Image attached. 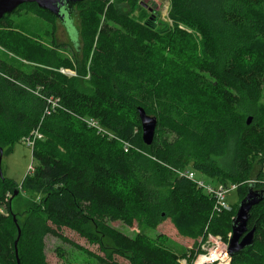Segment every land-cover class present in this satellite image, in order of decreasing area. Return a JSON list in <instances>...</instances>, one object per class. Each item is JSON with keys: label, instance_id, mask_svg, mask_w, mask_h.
Listing matches in <instances>:
<instances>
[{"label": "trees", "instance_id": "16d2710c", "mask_svg": "<svg viewBox=\"0 0 264 264\" xmlns=\"http://www.w3.org/2000/svg\"><path fill=\"white\" fill-rule=\"evenodd\" d=\"M78 4L80 29L73 21L78 37L72 42L76 48L83 43L87 84L62 71L75 65L54 50L39 43L37 50L24 53L9 45L15 31L4 27L0 32L1 47L32 63L25 69L0 53L4 154L36 130L43 135L33 146L35 170L22 183V191L35 200L32 223L42 237L70 241L61 232L69 228L98 243L103 264H120L115 255L131 264H183L182 257L192 264L194 251L180 254L163 236H131L108 219L141 229H157L170 219L181 236L195 241L208 231H232L239 204L212 216L211 197L177 173L170 181V165L236 183L241 200L253 185L264 189V0H170L174 24L202 37L194 65L164 57L155 20L120 12L114 0ZM22 10L59 19L36 3L14 13ZM12 15L0 23H11ZM140 106L158 114V127L165 130L166 137L158 138L157 127L151 145L143 141ZM247 115L253 116L250 124ZM91 119L112 135L98 133L87 124ZM209 129L207 149L192 150L190 144L200 143ZM17 185L0 175V264H18V234L9 214V193ZM248 227H256L255 242L234 254L230 264H264V198L251 209ZM38 264L51 263L40 256Z\"/></svg>", "mask_w": 264, "mask_h": 264}, {"label": "rangeland", "instance_id": "374dc122", "mask_svg": "<svg viewBox=\"0 0 264 264\" xmlns=\"http://www.w3.org/2000/svg\"><path fill=\"white\" fill-rule=\"evenodd\" d=\"M114 1L120 12L142 21L151 18L157 22V45L159 51L166 59H169L172 63L185 62L190 65H194L197 62L203 50L202 37L184 24H174L170 16V0H139L137 6L130 4L129 0ZM80 5H76L75 16L74 19L72 18L78 29H80L78 12L80 11ZM11 18V23H8L10 25L0 23V32L3 31L4 27L15 31L14 33L16 35H10L12 41H9V45L14 46L17 50L22 48L24 53H27L31 52L32 49L34 51L37 50L38 44L41 43L51 51L54 50L56 55L61 59H68L74 63L75 68H63L62 71L64 73L72 77L79 76L82 82L85 84L88 83V76L85 74L87 67L85 64L83 43L80 41L79 48L74 46L71 31L66 28L60 19L52 21L37 14L27 12V10H22L20 13H13ZM70 24H72V20H69L68 25ZM0 53L5 58L25 69H30L32 65L24 56L21 54L17 55L11 48H3L0 46ZM261 99L264 101V93ZM155 106L160 110L159 104ZM154 115L159 118L158 114ZM248 116H245V119ZM95 129L103 135H112L105 128L100 130L95 127ZM164 135L165 130L160 125L157 130V137L162 138ZM170 138L173 140L174 136L172 135ZM210 142L211 130L209 129L200 143L190 144L191 149L196 151L206 150ZM32 165H37V161L33 157V146L27 140L25 141V139L24 141H15L11 145V149L4 154L2 159L3 176L11 182L18 184L9 193V198L12 197V210L9 214L14 220L18 236L19 230L21 231V239H19L22 240V246H20L24 253V264H38L40 256H45L51 264H103L98 257L104 255L99 244L80 236L77 232L69 228H63L61 232L70 241L53 234H47L44 237L39 235L31 220V212L35 200L29 194L22 191V183L29 174ZM169 167L170 181H172L177 170L181 168L179 165H170ZM194 170L197 177L203 180L205 184H216L217 181L210 175L200 170ZM262 183V186H264V180H262ZM14 191H18V194L13 197ZM240 200L239 190H231L227 193V202L233 206L238 205ZM1 210L5 211L7 209L2 206ZM237 210L238 206H236L234 212L237 213ZM236 213L233 214L234 217ZM108 220L113 226L131 236H135L139 232H145L153 238L163 236L180 254L189 253L190 255L191 251H194V258L191 261L192 264H199L201 259L207 256L216 246L221 250L225 249L226 246H229L232 234V231H229L227 234H214L208 231L204 237L195 241L181 236L170 219L164 220L157 229L149 227L141 229L137 224L130 225L118 219ZM36 224L38 223L36 222ZM231 257H229L226 263L216 264H230ZM114 259L120 264H131L129 259L123 256L115 255ZM180 261L186 264L187 258L182 257Z\"/></svg>", "mask_w": 264, "mask_h": 264}, {"label": "water", "instance_id": "95a60500", "mask_svg": "<svg viewBox=\"0 0 264 264\" xmlns=\"http://www.w3.org/2000/svg\"><path fill=\"white\" fill-rule=\"evenodd\" d=\"M85 0H0V20L9 14H13L21 5L25 3H36L41 9L48 13L58 17L62 23L72 33V40L78 37V33L73 28L72 13L75 6ZM69 20H72V24L68 25ZM139 117L141 120L143 130V141L147 145H151L156 136V130L158 127L159 120L157 116L149 114L144 107L138 108ZM253 120V116L248 117V124ZM4 156V148L0 146V175L3 176L2 172V159ZM18 194L15 191L13 197ZM264 198V189H256L255 185L251 186L247 192V195L240 201L238 210L233 218V229L232 236L229 241L228 253L230 256L244 250L248 246H252L255 242L256 227L251 230L248 227V221L250 219V212L253 206L258 204ZM19 236L15 241L16 254L18 264H21L18 251Z\"/></svg>", "mask_w": 264, "mask_h": 264}, {"label": "built area", "instance_id": "2783aa9c", "mask_svg": "<svg viewBox=\"0 0 264 264\" xmlns=\"http://www.w3.org/2000/svg\"><path fill=\"white\" fill-rule=\"evenodd\" d=\"M88 124L93 127L99 128L100 130H103V128L100 127L98 123L93 119L89 120ZM42 136H43L42 133L39 130H36L34 134L30 137H27L25 141L27 140L32 146H34L35 141L41 138ZM124 147L125 150L127 151L130 149L131 145L128 142H126L124 143ZM34 170H35V166L32 165L29 170V173L34 172ZM177 174L180 177H187L188 179L193 181L199 189H201L208 196L211 197V199L213 200L212 216H214L215 214L223 213L225 211H231L233 209V205L227 202V193L231 190L237 189L238 185L236 183L216 182V184H205L203 180L197 177L194 169H179L177 170ZM229 257L230 255L228 253V246H226L225 249L223 250H221L218 246H216L207 256L201 259L199 264L226 263L228 262Z\"/></svg>", "mask_w": 264, "mask_h": 264}]
</instances>
